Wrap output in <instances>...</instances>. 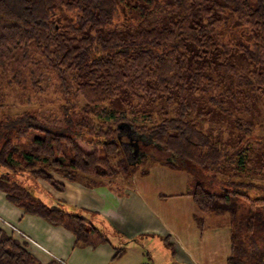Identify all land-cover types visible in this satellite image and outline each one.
I'll use <instances>...</instances> for the list:
<instances>
[{"label":"trees","instance_id":"16d2710c","mask_svg":"<svg viewBox=\"0 0 264 264\" xmlns=\"http://www.w3.org/2000/svg\"><path fill=\"white\" fill-rule=\"evenodd\" d=\"M158 5L167 15L145 27ZM10 90L37 105L0 114V190L24 213L95 245L84 217L18 176L62 191L51 172L113 186L160 164L189 174L202 214L229 215L227 264H264V184L238 175L254 126L233 114L264 102V0H0V109ZM47 103L58 117L40 115ZM223 115L239 131L224 143L205 126ZM14 234L0 227V264H42Z\"/></svg>","mask_w":264,"mask_h":264},{"label":"crops","instance_id":"0c3cea01","mask_svg":"<svg viewBox=\"0 0 264 264\" xmlns=\"http://www.w3.org/2000/svg\"><path fill=\"white\" fill-rule=\"evenodd\" d=\"M55 179L64 190L40 178H31L26 187L46 205L84 217L101 241L78 242L67 228L24 213L0 190V227L13 232L5 223L15 225L29 239L14 235L42 264H227L230 217L202 214L188 195L186 171L154 164L148 175L113 186ZM118 249L123 251L114 257Z\"/></svg>","mask_w":264,"mask_h":264},{"label":"rangeland","instance_id":"374dc122","mask_svg":"<svg viewBox=\"0 0 264 264\" xmlns=\"http://www.w3.org/2000/svg\"><path fill=\"white\" fill-rule=\"evenodd\" d=\"M166 15H167V11L162 6L158 5L149 14L147 20L144 23V26L145 27L157 26ZM246 65L247 63L244 61L241 65L242 67L240 68L241 71H244ZM27 97L29 96L25 95L19 90H10L9 97L7 100V105L4 108L0 109V114L1 113L14 114V113L22 112L23 110L29 108L36 107L37 105L33 101L32 104L27 103ZM244 106L245 105L240 104L239 105L240 111L235 112V110H233V114L242 117L244 116L247 121H250L254 126V133L253 136H251L248 139V142L246 144L249 155V160L247 161L246 169L244 170L238 169V175L241 176L240 178L246 182H256L257 184L262 185L264 184V164L260 161V157L264 153V142H259V141L260 140L264 141L263 139L264 102L262 101H259L258 103L255 102L254 105H252V111L250 113H245ZM40 115L44 118L55 117V116L58 117L59 112L55 104L47 103V105L40 110ZM222 118L223 119L221 120L220 116H215V121H216L215 124L214 123L213 124L204 123V124L208 128L209 127L212 128L214 132L213 138L216 139L217 136H220L219 138L221 139V142L224 143L229 138L230 133L239 135V131L235 128L234 123L229 116L223 115ZM0 170H2L1 167ZM51 173L52 176L54 177L59 176L55 172H51ZM28 175L24 174L18 176V180L20 181L21 184L28 186L27 182L32 181L31 177H29ZM218 178L224 179L225 177L218 176Z\"/></svg>","mask_w":264,"mask_h":264},{"label":"built area","instance_id":"2783aa9c","mask_svg":"<svg viewBox=\"0 0 264 264\" xmlns=\"http://www.w3.org/2000/svg\"><path fill=\"white\" fill-rule=\"evenodd\" d=\"M8 225V227L15 233L19 234L22 237H25L26 239H29L25 234H23L15 225L13 224H9V223H5Z\"/></svg>","mask_w":264,"mask_h":264},{"label":"water","instance_id":"95a60500","mask_svg":"<svg viewBox=\"0 0 264 264\" xmlns=\"http://www.w3.org/2000/svg\"><path fill=\"white\" fill-rule=\"evenodd\" d=\"M134 146H135V147L138 146L137 142L134 143ZM136 152H137V149L135 150V153H136Z\"/></svg>","mask_w":264,"mask_h":264}]
</instances>
